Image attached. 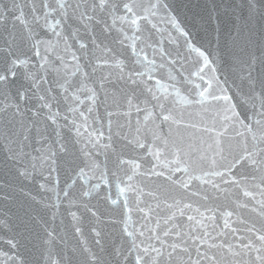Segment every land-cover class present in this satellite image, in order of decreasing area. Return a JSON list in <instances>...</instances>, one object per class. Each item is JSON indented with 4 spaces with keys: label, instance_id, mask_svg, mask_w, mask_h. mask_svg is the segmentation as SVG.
<instances>
[{
    "label": "snow or ice",
    "instance_id": "6c2138e0",
    "mask_svg": "<svg viewBox=\"0 0 264 264\" xmlns=\"http://www.w3.org/2000/svg\"><path fill=\"white\" fill-rule=\"evenodd\" d=\"M179 7L0 0V264H264V77Z\"/></svg>",
    "mask_w": 264,
    "mask_h": 264
},
{
    "label": "water",
    "instance_id": "95a60500",
    "mask_svg": "<svg viewBox=\"0 0 264 264\" xmlns=\"http://www.w3.org/2000/svg\"><path fill=\"white\" fill-rule=\"evenodd\" d=\"M194 38L216 61L219 74L234 78L238 68L264 77V0H172Z\"/></svg>",
    "mask_w": 264,
    "mask_h": 264
}]
</instances>
